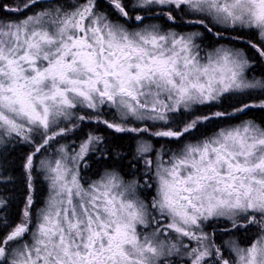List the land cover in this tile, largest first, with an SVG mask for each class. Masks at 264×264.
Wrapping results in <instances>:
<instances>
[{
  "label": "snow or ice",
  "instance_id": "6c2138e0",
  "mask_svg": "<svg viewBox=\"0 0 264 264\" xmlns=\"http://www.w3.org/2000/svg\"><path fill=\"white\" fill-rule=\"evenodd\" d=\"M107 7L0 3L11 14L0 16V145L31 147L20 220L0 222V264H264V125L243 120L194 139L212 121L264 109V77L249 79L253 59L235 46L246 43L264 61V0H107ZM221 26L253 30L257 39L219 43ZM205 33L217 46L201 55ZM257 89L262 98L220 110L225 98ZM85 122L136 134L133 178L105 169L82 182L89 154L103 151L104 137L92 131L49 151ZM153 138L178 147L156 149ZM37 171L49 195L33 215ZM153 185L155 195L141 198ZM222 217L232 230L256 228L247 245L228 241V256L204 230Z\"/></svg>",
  "mask_w": 264,
  "mask_h": 264
},
{
  "label": "trees",
  "instance_id": "16d2710c",
  "mask_svg": "<svg viewBox=\"0 0 264 264\" xmlns=\"http://www.w3.org/2000/svg\"><path fill=\"white\" fill-rule=\"evenodd\" d=\"M105 0H99L100 4L104 8L106 4ZM12 0H0V3H11ZM50 2V1H49ZM47 0V3H49ZM60 3L64 5L71 6L73 2L71 0H56L55 3ZM82 2V0H78ZM76 4V3H74ZM11 15L6 14L3 11H0V16ZM11 18H15L12 16ZM233 36H243L244 38L256 40L257 34L253 30H233ZM250 56H255V52L249 50ZM261 71L264 75V62L263 61H254V66L250 71ZM257 74V72H255ZM262 98L260 92L251 91L250 96L247 97H231L225 98L223 105L220 110L227 109L231 111V106L237 105L239 100H258ZM216 110V109H212ZM201 111H208L207 108H202ZM182 118V117H180ZM254 119L258 123L264 125V109L252 108L247 110L242 114H237L235 117H229L218 122H228L232 123L234 121H240L242 119ZM217 122V123H218ZM63 126V125H62ZM206 132V129H209L207 125L202 126ZM92 131L98 135L104 137L105 134V144L110 149L109 155H101L100 151L97 153H90L87 160L86 166H81V176L83 177L82 182H89L91 179L98 177L106 167H113L117 169L126 179L133 178L132 172L133 169L129 168V162L132 160L135 149L131 143V140L128 136L120 135L119 137L107 136L105 129L98 127L95 124L85 122L79 128L74 130L69 136L62 138V141H70L78 143L81 139L84 138L85 133ZM205 133H201L200 136H204ZM56 143V142H55ZM156 146L159 148L163 145V140H155ZM53 146V145H52ZM101 145L98 147L100 148ZM157 149V148H156ZM31 151V147L25 144L11 143L3 145L0 149V197L7 201V204L0 211V215L4 214L10 218V222L16 220V217H20L21 212L24 208L25 200L28 195L26 177L24 170L22 168L23 157L24 155ZM38 162V161H37ZM141 172L143 171L141 167ZM34 192H33V215L36 214L38 208L42 205L45 197L47 195L48 186L47 181L42 177V172H34ZM140 172L136 173L135 178H139ZM141 183H143L141 181ZM142 194L149 195L150 193L155 195V185L149 191H141ZM20 220V218H19ZM1 224V223H0ZM209 224V223H208ZM208 226V225H207ZM4 231L3 227L0 226V233Z\"/></svg>",
  "mask_w": 264,
  "mask_h": 264
},
{
  "label": "flooded vegetation",
  "instance_id": "af4514ba",
  "mask_svg": "<svg viewBox=\"0 0 264 264\" xmlns=\"http://www.w3.org/2000/svg\"><path fill=\"white\" fill-rule=\"evenodd\" d=\"M55 1L56 0H48L49 3H55ZM129 2H130V0H125V3H129ZM104 3L106 4V6L104 7V9L105 10H108L107 0H105ZM141 14H144V13H141ZM113 19H116V16L114 14H113ZM148 22L160 23V24L164 25L165 27L168 26V25L164 24V21L163 20L146 19L145 20V23H148ZM134 23H135L134 21H129L128 22L129 25H134ZM177 30H187V29L180 28V29H177ZM215 30L216 31H222V32H224L225 39L219 41V43H228L229 41H228L227 38L229 36H233V34H232V31L233 30L232 29H228V30L225 31L223 29V27L221 26V27H217V29H215ZM236 30H240V28H237ZM242 30L248 31L247 29H242ZM200 31H203V29H200ZM248 36H247V38H245V40H248L249 39ZM197 43H200V45H201V49H202L201 55H204L205 52L210 51V50H212V48L214 46H217V40L211 34H208V33H205L201 37V39L197 41ZM235 46L238 47V48H243L248 53L249 56L251 55V54H249V50H252V49H250L246 43L239 42V43H236ZM252 51L255 52L254 50H252ZM251 58L253 59L252 67L254 66V61L255 60L261 61L260 58L257 56V54L255 56L251 57ZM255 72H257V74ZM248 74H249V76H254V77H258V78L264 77V75H262L263 74L262 70L261 71H259V70H257V71H249ZM257 91L260 92L259 90H257ZM104 112H105V118L106 119H109V120H112L113 119L114 112L111 109L105 108ZM178 118H180V117H178ZM243 120H249V118L242 119L240 121H243ZM251 120H254V119H251ZM218 121L219 120L212 121V122L206 124L207 127H209V129H206V132L203 129V127H201L199 129V131L194 134V139H200V138H203L204 136L212 135L214 132H216L221 127H225V126H229V125H232V124H238V123H240L239 120L238 121H234L232 123H228V122H225L224 123V122H218ZM255 122H257V121H255ZM87 123H90V122H87ZM91 123L92 124H95L94 122H91ZM95 125H97V124H95ZM97 126L100 127V128L105 129V132H107V136L108 135L109 136H113V137H119L120 135L128 136V138L131 140V143H132V145H133V147L135 149L137 140L139 139L136 136V134H133V133H118V132H115L113 129L106 128L102 124L101 125H97ZM201 133H205V135L204 136H200ZM105 139H106V137H105V134H104V142L100 146V149H102L103 151H100V156L101 155L108 156L109 155V152H110V149L105 144ZM155 140L156 139L153 138L152 143L154 144L155 148L158 149V147L155 144ZM163 145H166V148L169 149V150H175L178 147V145L176 143H174V142H168L166 140H163ZM98 152H99V150L97 151V153ZM105 169H115V168H113V167H106ZM104 170H103V172H104ZM115 170H117V169H115ZM149 190H151V189H144L142 187L139 190V195L141 196V198H146V199H149L150 200L151 197H152V194L151 193L149 195H145V194H142L141 193V191H149ZM19 218L20 217H16L15 218L16 220H13V221L10 222V218L9 217H7L4 214H1L0 215V222L6 220L10 225H14L15 223H17L19 221ZM208 223L209 224H208V226L206 228V232H208V233H215V236H214L215 242H216L217 245H222L223 246L222 250L224 251L225 256H228L229 255V249L227 247V242L228 241H230V240H236L242 246H244V245L249 244L251 242V240L254 238L255 234H256V228H255V226L249 227L247 230H244V229L232 230L231 229L230 222L227 220V218L211 219L210 221H208ZM0 226L3 227L2 223L0 224Z\"/></svg>",
  "mask_w": 264,
  "mask_h": 264
},
{
  "label": "rangeland",
  "instance_id": "374dc122",
  "mask_svg": "<svg viewBox=\"0 0 264 264\" xmlns=\"http://www.w3.org/2000/svg\"><path fill=\"white\" fill-rule=\"evenodd\" d=\"M72 2H73V4L74 3H80V2H78V0H71ZM80 1V0H79ZM148 23H150V22H148ZM155 23V22H154ZM248 30V29H247ZM249 31V30H248ZM247 75H248V77H249V79H251L252 77H254V76H249V74L247 73ZM255 78H257V79H259L258 77H255ZM258 90V89H257ZM257 90H252V91H257ZM258 92V91H257ZM219 130V129H218ZM217 130V131H218ZM72 132H70L67 136H69L70 134H71ZM66 137V136H65ZM65 137H62V138H65ZM62 138H59V140H58V143H53V146H52V149H49V151H52L53 149H55L56 147H58L59 146V144H68V145H70V146H72V147H74V146H76V145H78L79 143H80V141L78 142V143H74V142H70V141H62L61 139ZM3 145H0V149H1V147H2ZM158 149H160V147L158 148ZM1 163V162H0ZM43 174V173H42ZM100 176V175H99ZM99 176L98 177H96V178H93V179H91V180H94V179H98L99 178ZM42 177L44 178V176L42 175ZM90 180V181H91ZM89 181V182H90ZM47 186H48V182H47ZM48 195H49V190L47 191V195H46V197H45V200L43 201V203H42V205L38 208V210L40 209V208H43L44 207V204H45V202H46V200H47V198H48ZM1 198V197H0ZM4 206H2V207H0V211L2 210V208H3ZM38 210H37V212H38ZM36 212V213H37ZM223 218V217H222ZM207 225H208V222H205V224H204V230L206 231V228H207Z\"/></svg>",
  "mask_w": 264,
  "mask_h": 264
}]
</instances>
